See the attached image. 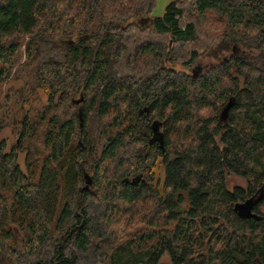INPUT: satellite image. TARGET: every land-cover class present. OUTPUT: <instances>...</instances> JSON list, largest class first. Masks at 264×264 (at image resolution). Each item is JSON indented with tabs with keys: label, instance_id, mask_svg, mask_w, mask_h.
<instances>
[{
	"label": "trees",
	"instance_id": "trees-1",
	"mask_svg": "<svg viewBox=\"0 0 264 264\" xmlns=\"http://www.w3.org/2000/svg\"><path fill=\"white\" fill-rule=\"evenodd\" d=\"M156 4L0 0V84L26 41L49 101L25 171L0 118V264H264V0Z\"/></svg>",
	"mask_w": 264,
	"mask_h": 264
},
{
	"label": "rangeland",
	"instance_id": "rangeland-1",
	"mask_svg": "<svg viewBox=\"0 0 264 264\" xmlns=\"http://www.w3.org/2000/svg\"><path fill=\"white\" fill-rule=\"evenodd\" d=\"M173 1L175 0H157L152 16L162 17L167 6ZM171 43L172 42H170V44ZM26 50V41H24L19 49V55L14 58L15 64L10 70L9 77L0 84V118L7 126L1 135V139L6 141L9 151L12 149L16 150L18 162L24 171L26 170V154L29 151H35L36 145L30 144L28 146L25 144V141L22 140L21 131L23 130V122L25 119L29 121L36 120L49 104L45 92L34 86V73L31 68V63H28L29 59L26 56ZM239 52L245 53V51L240 48ZM214 63L215 61L212 58H200L194 62L193 68L198 71V69L206 68ZM52 114H55L53 110L49 115ZM229 120L230 116L228 120L223 122L227 123ZM38 143L40 147V141H38ZM77 144L81 148L84 146L81 137L78 138ZM40 150L44 152V146H42ZM158 177L160 179L164 178L163 170H158ZM84 181L81 190L86 187V180ZM226 183L230 191L235 187H246L247 184L246 179L229 172L226 173ZM259 212L263 213L264 207L259 208Z\"/></svg>",
	"mask_w": 264,
	"mask_h": 264
},
{
	"label": "water",
	"instance_id": "water-1",
	"mask_svg": "<svg viewBox=\"0 0 264 264\" xmlns=\"http://www.w3.org/2000/svg\"><path fill=\"white\" fill-rule=\"evenodd\" d=\"M148 22H149V19H147L146 23H148ZM200 70H198V71H200ZM198 71L195 69L194 75H197L198 73H196V72H198ZM82 100H83V97L80 100L75 101V103L80 104V102ZM235 103H236L235 97H230L229 101L227 102V104L225 105V107L223 108V110L221 112V115H220L221 121H226L229 119L230 112H231L232 108L234 107ZM80 116H81V113H80ZM153 127H154V131L156 132L157 131V123L156 122L153 123ZM85 180H86V188H89L92 185V180L87 174H85ZM259 193L260 194L258 197L252 196V197H250L244 201H240V202L235 203L234 211L237 213V215L239 217L247 218V219H252V218L257 219L258 218V214L254 211V208L257 205H259L261 203V201L263 200L264 190L261 189L259 191Z\"/></svg>",
	"mask_w": 264,
	"mask_h": 264
},
{
	"label": "flooded vegetation",
	"instance_id": "flooded-vegetation-1",
	"mask_svg": "<svg viewBox=\"0 0 264 264\" xmlns=\"http://www.w3.org/2000/svg\"><path fill=\"white\" fill-rule=\"evenodd\" d=\"M196 68H197V67H196ZM198 68H199V67H198ZM200 69H201V68H200ZM198 70H199V69H198ZM259 194H260V193H257V194H255L254 196H257V197H258ZM259 206H260V205H257V206L254 208V211L256 210V208H259ZM255 212L257 213V211H255ZM257 214H258V218H257V220H260L262 216H261L259 213H257Z\"/></svg>",
	"mask_w": 264,
	"mask_h": 264
}]
</instances>
